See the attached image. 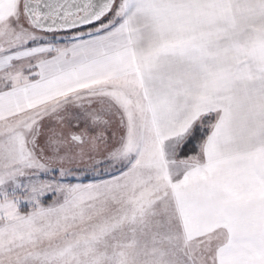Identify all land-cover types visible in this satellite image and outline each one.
I'll return each mask as SVG.
<instances>
[{
    "label": "snow or ice",
    "instance_id": "snow-or-ice-1",
    "mask_svg": "<svg viewBox=\"0 0 264 264\" xmlns=\"http://www.w3.org/2000/svg\"><path fill=\"white\" fill-rule=\"evenodd\" d=\"M0 264H264V0H0Z\"/></svg>",
    "mask_w": 264,
    "mask_h": 264
}]
</instances>
